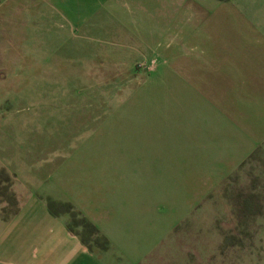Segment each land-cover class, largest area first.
Listing matches in <instances>:
<instances>
[{"label": "rangeland", "instance_id": "rangeland-1", "mask_svg": "<svg viewBox=\"0 0 264 264\" xmlns=\"http://www.w3.org/2000/svg\"><path fill=\"white\" fill-rule=\"evenodd\" d=\"M214 16L263 32L264 0H0V226L42 223L0 230L3 262L47 219L102 264L125 228L158 241L135 264H264V142L215 130L255 97L177 86Z\"/></svg>", "mask_w": 264, "mask_h": 264}, {"label": "crops", "instance_id": "crops-1", "mask_svg": "<svg viewBox=\"0 0 264 264\" xmlns=\"http://www.w3.org/2000/svg\"><path fill=\"white\" fill-rule=\"evenodd\" d=\"M223 19L214 16L205 22L206 25L202 28L208 31L192 38L193 47L187 48L188 52L190 51L187 57L183 48L180 60L182 69L177 70V86L192 88L209 100V96L221 93L254 95V102L249 100L245 104V116L238 123H229L228 129H215L216 135L220 133L217 140L229 156H245L256 144L264 142V31L253 30L254 27L245 21L240 22L243 27H236L242 30L229 31L234 28H230L231 23ZM261 21L259 25H262L258 29L264 30V22ZM234 32L238 36L231 38L229 34ZM237 99L239 101L240 97ZM206 124L209 127L203 128L204 133H214L211 119H208ZM221 135L225 136V139L227 136L232 139V135H237L236 144L231 143L229 147H225L227 142ZM30 214L23 215L16 222H26L32 227L42 224L41 218L34 215L30 219ZM29 221L32 222L28 223ZM16 222L10 226H0V230L4 233ZM47 223L48 220L45 219V233L40 230L32 235L26 244H21L20 241L15 249L13 248L23 264H102L90 253L84 242L66 236L63 230H59L55 235H48ZM141 237L142 239L136 237L132 240V228L121 229L112 234V246L123 264L138 263L152 253L158 241L149 242L150 236ZM19 238H23L22 235ZM36 244L40 249L46 250L34 249ZM37 253L42 255L38 256ZM2 258L1 255L0 264H16L3 262Z\"/></svg>", "mask_w": 264, "mask_h": 264}]
</instances>
